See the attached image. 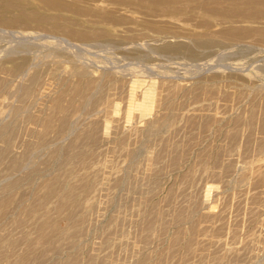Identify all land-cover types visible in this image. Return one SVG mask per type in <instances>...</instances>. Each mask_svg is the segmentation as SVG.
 Returning a JSON list of instances; mask_svg holds the SVG:
<instances>
[{
	"label": "rangeland",
	"instance_id": "rangeland-1",
	"mask_svg": "<svg viewBox=\"0 0 264 264\" xmlns=\"http://www.w3.org/2000/svg\"><path fill=\"white\" fill-rule=\"evenodd\" d=\"M173 1L0 0V264H264V0Z\"/></svg>",
	"mask_w": 264,
	"mask_h": 264
},
{
	"label": "bare ground",
	"instance_id": "bare-ground-1",
	"mask_svg": "<svg viewBox=\"0 0 264 264\" xmlns=\"http://www.w3.org/2000/svg\"><path fill=\"white\" fill-rule=\"evenodd\" d=\"M166 1V0H165ZM171 2H172V0H170ZM175 1H177V0H175ZM175 1H173V2H175ZM211 1H212V3H215V4H217V3H219V2H221V0H207V3H209L210 2V4H211ZM229 1V0H228ZM183 2V1H182ZM188 2V1H187ZM252 2V1H251ZM184 3V2H183ZM205 1L204 2H200L199 3V7L200 8H205V9H207L208 10V4H207ZM180 4H182V3H180ZM125 5V4H124ZM181 6V5H180ZM199 7H198V9H199ZM171 9V8H170ZM218 9V8H217ZM210 10V9H209ZM208 10V11H209ZM212 10H214L215 11V8H212ZM125 12V11H124ZM216 12V11H215ZM216 13H218V12H216ZM228 13V12H227ZM227 13L225 14L224 12L223 13H218V14H220V15H217V17L215 18V19H223L221 16H227ZM187 14V13H186ZM238 14V13H237ZM252 16V15H251ZM255 16V15H254ZM188 18V17H187ZM233 18V17H232ZM189 19V18H188ZM251 41V40H250ZM253 41V40H252Z\"/></svg>",
	"mask_w": 264,
	"mask_h": 264
}]
</instances>
